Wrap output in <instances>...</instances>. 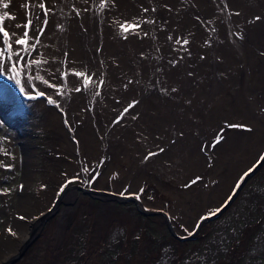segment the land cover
I'll list each match as a JSON object with an SVG mask.
<instances>
[{
  "label": "rangeland",
  "instance_id": "374dc122",
  "mask_svg": "<svg viewBox=\"0 0 264 264\" xmlns=\"http://www.w3.org/2000/svg\"><path fill=\"white\" fill-rule=\"evenodd\" d=\"M3 2L5 31L23 38L31 21L29 46L39 36L18 72L0 76L7 251L18 253L17 226H31L73 185L133 197L184 237L264 152V0ZM129 24L138 27L123 31ZM75 72L91 78L87 87ZM22 142L32 152L28 171ZM70 191L13 264H264V163L183 242L131 200Z\"/></svg>",
  "mask_w": 264,
  "mask_h": 264
},
{
  "label": "water",
  "instance_id": "95a60500",
  "mask_svg": "<svg viewBox=\"0 0 264 264\" xmlns=\"http://www.w3.org/2000/svg\"><path fill=\"white\" fill-rule=\"evenodd\" d=\"M264 155V152L260 155V157ZM260 157L257 159V161L251 166L250 169H252V171L249 172V170L247 171L248 175L247 176H243V179L240 180V182L238 183V185L235 187V189L232 191V193L230 194L228 200L222 204V206H220L218 209L219 211L216 212V214L214 216H210V215H207V216H204V217H207V219H200V221L196 224L194 230L184 236V237H181L180 235H178L168 217L166 216V214L164 212H160V211H148V210H143L140 208L139 206V203L138 201L133 198V197H121V196H118V195H114V194H110V193H107V192H104V191H101V190H92V189H88V188H85L83 186H76V185H73V186H69L68 188H66L65 190H63L61 192L60 195H58L55 200L53 201L51 207L47 210H45L44 212H42L41 214H39V216L37 218H32L33 222L37 221V224L34 225L33 223H31V226H33V228L31 229V231L29 232V236L28 238H26L24 240V242L21 244V246L19 247L18 249V253L13 256L10 260H8L7 262L3 263V264H13L14 262H16L24 253V251L27 250V248L34 242V240L38 237L37 236V230L45 223V221L51 217L54 213H55V208L60 205V203L62 202L63 200V197L64 195L70 191V190H79L81 191L82 193L84 194H87V195H92V196H105V197H110V198H114L116 200H120V201H127V200H131L137 210L143 214V215H151V216H160L164 219L165 221V225H166V228L169 232V234L177 241L179 242H183V241H187V240H190L197 232L198 230L200 229V227L205 223V222H209V221H212L216 218H218L227 208L228 206L232 203V201L234 200V198L236 197V195L239 193V191L241 190V188L243 187V185L248 181L249 178H251L257 171L258 169L262 166V164L264 163V161H260ZM31 221V222H32Z\"/></svg>",
  "mask_w": 264,
  "mask_h": 264
},
{
  "label": "snow or ice",
  "instance_id": "6c2138e0",
  "mask_svg": "<svg viewBox=\"0 0 264 264\" xmlns=\"http://www.w3.org/2000/svg\"><path fill=\"white\" fill-rule=\"evenodd\" d=\"M0 6H2L4 9H7L9 7L8 3L3 2V0H0ZM41 9H44L45 6L43 3L40 4ZM105 4L101 3L100 8H104ZM47 15V10L45 9V17ZM238 15V13H237ZM5 17H9V13L8 12H4L2 16H0V33L3 34V39H2V46H0V76H3L5 74V72H10V73H16L19 70V65H20V61L24 59V57L21 55V52H29V49L32 48L34 49L36 47V44L39 43V36H37L36 39V44H32L29 46V33L27 31V28L31 25V21H28V24L25 25V31L23 33V38H15L16 34L12 33L11 35L9 34L8 31H5V28L3 27V21L5 19ZM257 19H259V17H257ZM44 25H47L48 21L45 18L43 21ZM20 25H17V27H19ZM135 27H138V25H132L129 24L127 25V27H125V25H121V28L123 31H128L129 29H133ZM40 32V34L42 35L44 32L43 28H40L38 30ZM177 43H180L179 40L176 41ZM13 43L17 44V45H23L24 47L21 48L19 51H14L13 50ZM184 43H188L187 40L184 41ZM30 54V52H29ZM16 57V60L13 62V57ZM31 63H40L39 61L33 60ZM75 76L77 77H83V82L85 87H87L89 85V83L91 82V78L85 76L84 73L81 72H75L73 73ZM67 73L62 74V76H66ZM13 76H9V79H13ZM37 79H41L40 77H37ZM17 85L21 84L20 79H16L15 80ZM45 83H47L45 81ZM50 87L52 85H49ZM81 89L77 88L75 89V91H80ZM21 92H24V88H21ZM37 96H43L44 93L43 92H37L36 94ZM34 98V97H32ZM48 103L52 104L54 103V101L49 98L48 99ZM133 105H129V108H131ZM128 109H125V112H127ZM231 126V125H230ZM219 140V137L217 138V141ZM149 155H154V153H149ZM148 157H145V159H147ZM260 161H264V155H262L260 157ZM252 171V169H249V172ZM248 173H244V176H247ZM199 179V177H197V180ZM241 179H243V177H241ZM196 181H192V183H195ZM61 191H63V188L61 189ZM139 198V197H137ZM219 209H216L215 211H211L209 213L210 216H214L216 214V212H218ZM20 219H25L24 217H20ZM201 219H207V217H202ZM10 234L15 235L14 232H12L11 229H9Z\"/></svg>",
  "mask_w": 264,
  "mask_h": 264
},
{
  "label": "bare ground",
  "instance_id": "6f19581e",
  "mask_svg": "<svg viewBox=\"0 0 264 264\" xmlns=\"http://www.w3.org/2000/svg\"><path fill=\"white\" fill-rule=\"evenodd\" d=\"M52 115V114H51ZM53 116V115H52ZM17 128V127H16ZM18 129V128H17ZM17 133L20 135V131H19V129L17 130ZM185 135V134H184ZM21 146H22V149H23V151H24V153L27 155V157L26 158H24V166H25V168H26V170L28 171L29 170V166L32 164V166H33V161H32V155H31V151H30V147H28V144H26L25 142H22L21 143ZM186 150L185 149H183L182 148V151H181V153L183 154L184 152H185ZM24 154V155H25ZM168 155H166L163 159L164 160H168ZM29 167V168H28ZM28 168V169H27ZM30 176H31V173H27V177H26V179H29L30 178ZM71 194H73V192L72 191H68L65 195H64V197H63V199L64 198H68ZM138 201V200H137ZM193 201H194V199H193ZM21 205H23L22 203H20L19 204V206H21ZM52 205V204H51ZM24 206V205H23ZM22 206V207H23ZM55 213L56 212H59V213H61V211L60 210H58V208L56 207L55 208ZM54 213V214H55ZM53 214V215H54ZM33 219L31 218V220H30V225H31V223H33L34 225H36L37 224V221H35V222H33L32 221ZM32 221V222H31ZM9 224H10V226L12 225L11 224V222H9ZM15 225V224H14ZM33 225V226H34ZM99 225H100V222H99ZM33 226H27L26 228H24V227H22V226H17V228L19 229V232L21 233V235H22V239L19 241L20 242V245L24 242V240L26 239V238H28V236H29V232H28V230L30 229H32L33 228ZM8 244L4 241V240H1V242H0V264H3V263H5V262H7L8 260H10L13 256H15V253H14V251H12V250H10V249H8V251H7V246ZM20 245H17L16 246V250H18L19 249V247H20Z\"/></svg>",
  "mask_w": 264,
  "mask_h": 264
}]
</instances>
